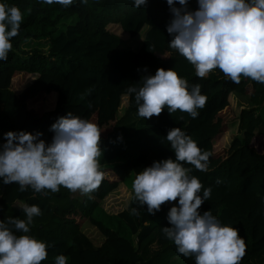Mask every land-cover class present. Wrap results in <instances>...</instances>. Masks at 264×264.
<instances>
[{"label":"trees","instance_id":"trees-1","mask_svg":"<svg viewBox=\"0 0 264 264\" xmlns=\"http://www.w3.org/2000/svg\"><path fill=\"white\" fill-rule=\"evenodd\" d=\"M3 2L17 6L23 21L8 59L0 61V144L9 131L39 132L50 143L51 125L69 112L92 120L101 132L104 179L94 192L82 195L61 187L45 194L0 183V220L24 219L25 204L40 208L28 235L49 245L42 264H54L59 255L68 257V264H195L194 257L179 255L161 231L170 227L166 216L176 202H166L154 215L139 206L134 194L117 214L101 206L130 176L154 161L175 159L166 136L177 127L210 154L206 172L194 167L191 172L204 188H212L198 211L211 210L222 225L238 230L246 245L240 264H264V85L243 77L233 83L218 69L197 77L194 67L169 47L166 26L172 16L166 0H147L143 8L134 7L133 0H76L67 8L40 0ZM187 7L196 10V0ZM160 68L173 69L189 85H201L207 102L197 118L179 110L170 115L167 108L146 120L138 116L134 94L127 95V89L139 87L144 76ZM16 74L34 76L21 93L11 90ZM231 95L238 102L235 134L225 157L213 158ZM49 97L55 99L49 111L38 113L28 105ZM256 140L263 145L256 148ZM84 224L101 237L100 243L83 230Z\"/></svg>","mask_w":264,"mask_h":264},{"label":"clouds","instance_id":"clouds-1","mask_svg":"<svg viewBox=\"0 0 264 264\" xmlns=\"http://www.w3.org/2000/svg\"><path fill=\"white\" fill-rule=\"evenodd\" d=\"M40 2L67 8L76 0ZM146 3L133 0L136 8ZM166 3L172 16L166 26L169 47L194 67L197 77L218 69L233 83L239 84L243 77L264 85V0H196L194 11L187 7L189 0ZM22 21L17 6L0 0V61L8 59ZM139 82V87L127 89V95L134 94L137 114L145 120L159 116L165 108L170 115L179 110L195 119L207 102L200 84L189 85L173 69H157L155 75ZM49 131L54 134L50 143L39 132L4 134L0 183L15 182L20 191L30 188L45 194L59 192L61 187L82 195L98 189L104 179L98 125L69 112L57 118ZM166 141L175 159L154 161L135 175L131 186L135 201L146 205L149 215L159 212L166 202H176L166 216L170 227L161 231L179 255L194 257L195 264H240L246 245L238 230L222 225L211 210L198 211L210 199L212 188H204L191 172L193 167L206 172L210 154L179 127L168 131ZM21 210L24 219L0 220V264H42L47 259L49 245L28 235L33 219L42 214L40 208L25 204ZM136 213L133 208L131 214ZM54 264H68V257L59 255Z\"/></svg>","mask_w":264,"mask_h":264},{"label":"rangeland","instance_id":"rangeland-1","mask_svg":"<svg viewBox=\"0 0 264 264\" xmlns=\"http://www.w3.org/2000/svg\"><path fill=\"white\" fill-rule=\"evenodd\" d=\"M33 79L34 76L32 75L16 74L12 79L11 90L17 93H21L27 86L30 85ZM48 99L45 98L43 103L39 102L36 99L29 102L28 105L31 109L35 110L38 113L49 111L53 108L52 102H54L55 99L51 100L50 97ZM229 102V106L227 110L223 113V116L220 117L219 115L223 122V126L220 132L221 136L217 137V139L214 141L213 158L223 159L225 157V150L227 149L229 142L235 134V126L232 125V122L235 119L234 110L237 111L236 104L238 102L237 99L232 95L229 96ZM90 122H92V120ZM258 144L262 146L263 141L256 140L255 142H253V145L256 148L258 147ZM134 177V175L130 176L125 185H120L116 191L112 192L102 201L101 206L106 212L110 213V215L117 214L126 209L131 199V196L133 195L131 186ZM80 222L82 225L83 220H80ZM83 230L88 235H90L91 238L96 240L97 243L101 242V237L95 232L93 228H89L87 225L84 224Z\"/></svg>","mask_w":264,"mask_h":264},{"label":"water","instance_id":"water-1","mask_svg":"<svg viewBox=\"0 0 264 264\" xmlns=\"http://www.w3.org/2000/svg\"><path fill=\"white\" fill-rule=\"evenodd\" d=\"M4 188H5V185L1 187V190H4Z\"/></svg>","mask_w":264,"mask_h":264}]
</instances>
